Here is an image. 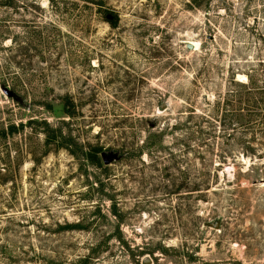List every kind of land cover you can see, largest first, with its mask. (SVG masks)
Here are the masks:
<instances>
[{"label": "rangeland", "instance_id": "rangeland-1", "mask_svg": "<svg viewBox=\"0 0 264 264\" xmlns=\"http://www.w3.org/2000/svg\"><path fill=\"white\" fill-rule=\"evenodd\" d=\"M87 258L264 264V0H0V264Z\"/></svg>", "mask_w": 264, "mask_h": 264}, {"label": "trees", "instance_id": "trees-1", "mask_svg": "<svg viewBox=\"0 0 264 264\" xmlns=\"http://www.w3.org/2000/svg\"><path fill=\"white\" fill-rule=\"evenodd\" d=\"M109 22L111 23V25L113 27H115L116 24H117V17L115 16L114 17V20L109 21ZM64 111L69 116H73V114H74V112H73V110L71 108V103L67 99H65V101H64ZM46 126H47V131H45V135H46L45 145L48 148H50V146L52 144H57L58 143V138L59 137L61 139H62V137H61V135H57V133L59 132L58 129H51L49 127V125H46ZM12 130H13V127H11L10 132H12ZM57 147H59V145H57ZM100 153H102V149L101 148L93 147V148L89 149L88 151L83 152L82 154L84 156V159L87 162H89L90 164L95 165L97 167H101L102 164H101ZM72 154L73 155H76V153H74V152ZM113 214H114L115 218L117 219V221L119 223L120 220H121V216L118 214L117 209H116V206H114V208H113ZM73 227L81 228V227H83V225L79 224V225H75ZM95 250L96 249H92L91 250V253H93V255H95L94 254ZM89 259L90 258H87V259H85L84 261H81V262L83 264H85V263H87L89 261Z\"/></svg>", "mask_w": 264, "mask_h": 264}, {"label": "water", "instance_id": "water-1", "mask_svg": "<svg viewBox=\"0 0 264 264\" xmlns=\"http://www.w3.org/2000/svg\"><path fill=\"white\" fill-rule=\"evenodd\" d=\"M189 48L190 49H193L194 48V46L192 45V44H189ZM165 106H162V108H164ZM151 263V260H149V259H146L145 260V264H150Z\"/></svg>", "mask_w": 264, "mask_h": 264}]
</instances>
